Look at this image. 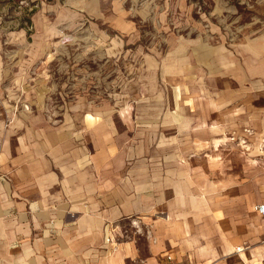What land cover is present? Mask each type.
<instances>
[{
	"label": "crops",
	"instance_id": "0c3cea01",
	"mask_svg": "<svg viewBox=\"0 0 264 264\" xmlns=\"http://www.w3.org/2000/svg\"><path fill=\"white\" fill-rule=\"evenodd\" d=\"M114 7L124 30L129 21ZM235 52L236 61L221 60L225 88L210 101L264 121V37ZM0 62V264H165L167 255L171 264H264V215L254 210L264 205V171L221 175L216 154L188 158L179 139L177 153L162 141L161 157H122L113 131L89 126V113L79 126H52L18 112L11 92L20 80ZM245 128L241 138L264 148V133Z\"/></svg>",
	"mask_w": 264,
	"mask_h": 264
},
{
	"label": "rangeland",
	"instance_id": "374dc122",
	"mask_svg": "<svg viewBox=\"0 0 264 264\" xmlns=\"http://www.w3.org/2000/svg\"><path fill=\"white\" fill-rule=\"evenodd\" d=\"M117 2L129 21L124 30L115 23ZM261 37L264 0H0V60L20 80L11 92L18 112L39 113L52 126H79L89 113V126L113 131L122 157H161L162 141L173 149L179 139L188 158L216 154L221 175L264 171L262 144L253 150L241 138L248 126L263 134V119L226 115L210 101L225 88L221 60ZM199 140L203 150L193 144Z\"/></svg>",
	"mask_w": 264,
	"mask_h": 264
},
{
	"label": "built area",
	"instance_id": "2783aa9c",
	"mask_svg": "<svg viewBox=\"0 0 264 264\" xmlns=\"http://www.w3.org/2000/svg\"><path fill=\"white\" fill-rule=\"evenodd\" d=\"M245 144H246V141H243L242 145H245ZM245 147H247V145H245ZM254 210L259 215H264V205H257V206L254 207ZM105 242L106 243H111V238L107 236L106 239H105ZM171 260H172L171 256L167 255L165 257V264H171Z\"/></svg>",
	"mask_w": 264,
	"mask_h": 264
},
{
	"label": "bare ground",
	"instance_id": "6f19581e",
	"mask_svg": "<svg viewBox=\"0 0 264 264\" xmlns=\"http://www.w3.org/2000/svg\"><path fill=\"white\" fill-rule=\"evenodd\" d=\"M236 251L240 252L241 250L240 249H237Z\"/></svg>",
	"mask_w": 264,
	"mask_h": 264
}]
</instances>
